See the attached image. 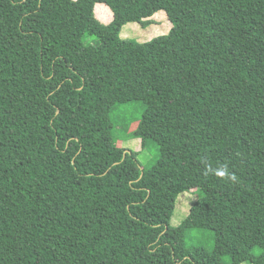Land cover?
<instances>
[{"label": "trees", "instance_id": "1", "mask_svg": "<svg viewBox=\"0 0 264 264\" xmlns=\"http://www.w3.org/2000/svg\"><path fill=\"white\" fill-rule=\"evenodd\" d=\"M132 100L147 167L115 140ZM0 264H264V0H0Z\"/></svg>", "mask_w": 264, "mask_h": 264}, {"label": "rangeland", "instance_id": "2", "mask_svg": "<svg viewBox=\"0 0 264 264\" xmlns=\"http://www.w3.org/2000/svg\"><path fill=\"white\" fill-rule=\"evenodd\" d=\"M101 3L95 5L97 17L103 22H109L112 18L109 10ZM104 5V4H103ZM151 18L153 22L145 27L138 22L131 21L121 27L120 35L124 38L135 39L138 42H145L153 37L167 33L171 26L163 10L155 12ZM84 44H97L98 38L94 35L85 34L83 37ZM144 111V104L141 100H132L126 103L116 104L111 112L114 122V133L117 145L137 152V159L141 167H147L156 162L159 155V145L153 139H148L147 143L142 146L139 137H133L127 132L133 130ZM198 188H191L180 192L174 201V206L170 209L169 224L173 227L178 225L181 220L188 214L191 205L198 198ZM185 244L203 245L208 249L214 246L213 232L209 229H191L185 237Z\"/></svg>", "mask_w": 264, "mask_h": 264}, {"label": "clouds", "instance_id": "3", "mask_svg": "<svg viewBox=\"0 0 264 264\" xmlns=\"http://www.w3.org/2000/svg\"><path fill=\"white\" fill-rule=\"evenodd\" d=\"M223 174V173H222Z\"/></svg>", "mask_w": 264, "mask_h": 264}, {"label": "crops", "instance_id": "4", "mask_svg": "<svg viewBox=\"0 0 264 264\" xmlns=\"http://www.w3.org/2000/svg\"><path fill=\"white\" fill-rule=\"evenodd\" d=\"M170 28V27H169Z\"/></svg>", "mask_w": 264, "mask_h": 264}]
</instances>
